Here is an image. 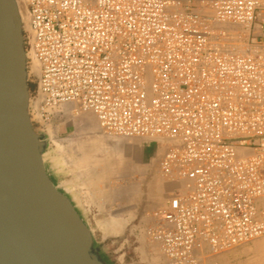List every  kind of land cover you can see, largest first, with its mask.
Wrapping results in <instances>:
<instances>
[{"label": "built area", "instance_id": "2783aa9c", "mask_svg": "<svg viewBox=\"0 0 264 264\" xmlns=\"http://www.w3.org/2000/svg\"><path fill=\"white\" fill-rule=\"evenodd\" d=\"M22 1L33 123L73 103L161 144L183 188L152 213L163 264L264 236V0Z\"/></svg>", "mask_w": 264, "mask_h": 264}, {"label": "water", "instance_id": "95a60500", "mask_svg": "<svg viewBox=\"0 0 264 264\" xmlns=\"http://www.w3.org/2000/svg\"><path fill=\"white\" fill-rule=\"evenodd\" d=\"M17 0H0V264H112L45 156L29 114Z\"/></svg>", "mask_w": 264, "mask_h": 264}, {"label": "rangeland", "instance_id": "374dc122", "mask_svg": "<svg viewBox=\"0 0 264 264\" xmlns=\"http://www.w3.org/2000/svg\"><path fill=\"white\" fill-rule=\"evenodd\" d=\"M72 104H62L59 109L63 117L57 118L60 121L56 120L48 126L49 128L44 129L45 132L49 130L50 133L55 130L54 134H49L48 149L46 148L44 157L55 170L59 182L68 180L64 186L72 195L75 194L74 199L78 208L89 224L95 240L102 246L112 264H163L159 244L151 235L156 227L152 213L156 209L165 207L173 190L182 191L183 188L178 182L172 181L161 173L158 164L163 150L161 144L155 142L153 147L149 148L148 143L151 141L111 138L113 136L105 134L98 127L92 114ZM79 115L80 117H77ZM100 133L109 137L110 140L114 139L115 144H112L113 146L107 144L106 137L104 138L106 144H104L101 140L103 135ZM69 139L74 140L72 144ZM115 139H119V142ZM116 142L119 145H116ZM77 143L78 145L75 146ZM62 156L66 158L62 160ZM79 157L81 160L86 161L87 158L88 160L84 161V164L79 163L82 162ZM91 159L93 162L95 159L97 161L92 163ZM72 161L79 162L74 164ZM66 162H69V166ZM87 168H89L88 171ZM75 172H81L82 177ZM84 173L89 174L87 177L91 176L88 177L90 180ZM105 212L108 216L123 219L125 223L119 232H111L103 223L97 221V217L106 215ZM98 213L101 214L98 216ZM151 243L157 245L155 250H152ZM200 256L201 264H264V252L254 247L253 240L218 253L203 249Z\"/></svg>", "mask_w": 264, "mask_h": 264}, {"label": "bare ground", "instance_id": "6f19581e", "mask_svg": "<svg viewBox=\"0 0 264 264\" xmlns=\"http://www.w3.org/2000/svg\"><path fill=\"white\" fill-rule=\"evenodd\" d=\"M17 1H18V4H19V10H20V14H21L22 22H23V24L27 25V21H26V17H25L24 9H23V5H24V4H23V1H22V0H17ZM206 9H207V8H206ZM206 9L203 10V12H204V13H209V14H210V11H209V10H206ZM227 28H231V27H230V26H227ZM31 70L34 71V72H37V65H36L35 62H34L33 65L31 66ZM72 105L74 106V104H72ZM61 106H62V105H61ZM65 107H67V106L65 105ZM65 107H64V108H65ZM60 109H61V108H60ZM60 109H59V111L61 112ZM62 109H63V108H62ZM66 109H67V108H66ZM77 109H78V107H77ZM73 110H74V109H73ZM62 111H63V110H62ZM68 111H69V110H68ZM81 111H82V110H81ZM76 113H78V112H76ZM62 114H63V113H62ZM62 114H61L60 117H63ZM88 114H91V113H88ZM80 115H81V114H80ZM80 115L77 116V117H80ZM73 116H74V115H73ZM85 116H86V115H85ZM74 117H75V116H74ZM92 117H93V115H92ZM68 118H70V117H68ZM93 118H94V117H93ZM66 119H67V118H66ZM94 119H95V118H94ZM58 120H59V119H58ZM58 120H57V121H58ZM59 121H60V120H59ZM83 121H85V120H83ZM81 122H82V121H81ZM66 123H67V122H66ZM81 124H82V123H81ZM85 124H86V123H85ZM96 124H97V123H96ZM79 125H80V124H79ZM49 126H50V125H49ZM37 127H38V126H37ZM52 127H53V125H52ZM48 128H49V127H48ZM55 128H56V127H55ZM51 129H52V128H51ZM53 129H54V127H53ZM77 130H78V128H77ZM96 130H97V129H96ZM96 130H95V131H96ZM51 131H52V130H51ZM46 132H47L48 136H49V134L51 135V133H52V132L50 133L49 130L46 131ZM54 132H55V130L53 131L52 134H54ZM90 134H91V133H90ZM95 134H96V133H95ZM100 134H101V133H100ZM101 135H103V134H101ZM57 137H58V136H57ZM105 137H106V135H105V136L103 135V139L101 138V140H102L103 142H104V138H105ZM49 138H50V137H49ZM95 138H96V137H95ZM106 138H107V139H106ZM106 138H105V142H106L107 144H111V145H112V144H113V145L115 144V142L113 141L114 139H113V140H110V139H108L109 137H106ZM111 138H114V137H111ZM51 139H52V138H51ZM53 139H55V138H53ZM93 139H94V138H93ZM99 139H100V138H99ZM121 139H123V138H121ZM69 140H70V139H69ZM116 140H117V139H115V141H116ZM53 141H54V140H53ZM70 141H71V140H70ZM72 141H74V140H72ZM72 141H71V144L73 143ZM94 141H95V139H94ZM96 141H97V140H96ZM117 141L119 142V139H118ZM120 141H122V140H120ZM140 141H141V140H140ZM147 141L154 142L155 140H147ZM50 142H51V141H50ZM77 142H79V140H78ZM105 142H104V144H106ZM113 142H114V143H113ZM155 142H156V141H155ZM81 143H82V142H81ZM81 143H79V144H81ZM93 143H94V142H93ZM93 143H92V144H93ZM69 144H70V143H69ZM69 144H68V146H69ZM71 144H70V145H71ZM104 144H103V145H104ZM77 145H78V143H77L75 146H77ZM111 145H109V146H111ZM113 145H112V146H113ZM116 145H119V144H117V142H116ZM137 145L140 146L138 143H137ZM66 146H67V145H66ZM68 146H67V148H68ZM71 146H72V145H71ZM71 146H70V147H71ZM107 146H108V145H107ZM112 146H111V147H112ZM71 148H72V147H71ZM113 148H114V147H113ZM113 148H112V149H113ZM136 148H137V147H136ZM47 149H48V148H47ZM60 149H62V148H60ZM60 149H59V151H60ZM93 149H95V148H93ZM64 150H66V149L64 148ZM64 150H63V151H64ZM91 150H92V149H91ZM59 151H58V152H59ZM66 151H67V150H66ZM68 151H70V149H69ZM61 152H62V151H61ZM136 152H137V151H136ZM114 153H116V152H114ZM61 155H62V153H61ZM68 155H69V154H68ZM68 155H67V156H68ZM85 155H86V154H85ZM89 155H90V154H89ZM69 157H70V156H69ZM80 157H84V156H80ZM80 157H79V158H80ZM86 157H87V156H86ZM45 158H46V157H45ZM63 158L65 159L66 157H63V156H62L61 159L64 160ZM84 158H85V157H84ZM159 158H160V157H159ZM92 159H93V158H92ZM92 159H91V160H92ZM54 160H55V159H54ZM66 160H67V159H66ZM69 160H70V158H69ZM78 160H79V159H78ZM80 160H81V158H80ZM87 160H88V158H87ZM87 160H86V161H87ZM81 161H82V162H79V161L73 162V161H72V163L77 164V162H79V163H83V164H84V161H85V160L83 159V160H81ZM86 161H85V162H86ZM96 161H97V159H95V162H96ZM95 162H93V160H92V163H95ZM52 163H53V162H52ZM64 163H65V162H64ZM79 163H78V164H79ZM92 163H91V165H92ZM66 164L68 165L69 162H68V163L66 162ZM66 164H65V165H66ZM74 164H73V166H74ZM83 164H81V166H82ZM95 165H96V164H95ZM95 165H94V166H95ZM97 165H98V164H97ZM68 166H69V165H68ZM73 166H71V167L73 168ZM81 166H80V167H81ZM94 166H93V167H94ZM99 166H101V164H100ZM137 166H138V165H137ZM150 166H151V165H150ZM153 166H154V165H153ZM87 167H88V166H87ZM91 167H92V166H91ZM69 168H70V167H69ZM77 168H78V167H77ZM89 168H90V167H89ZM89 168H87V171H88ZM93 169H95V168H93ZM91 170H92V169H91ZM137 170H138V169H137ZM73 171H74V169H73ZM79 171H80V170H79ZM84 171H85V170H84ZM81 172L83 173V171H81ZM81 172H78V174H79L80 176H81V174H82ZM92 172H93V171H92ZM92 172H91V173H92ZM75 173H77V172H75ZM91 173H90V174H91ZM93 173H94V172H93ZM150 173H151V172H150ZM84 174H85V173H84ZM85 175H86V174H85ZM87 175H89V174H87ZM87 175H86V177H87ZM93 175H94V174H93ZM88 177H91V176H88ZM88 177H87V178H88ZM100 177H101V176H100ZM88 179H89V178H88ZM93 179H94V177H93ZM89 180H90V179H89ZM84 181H85V180H84ZM89 182H90V181H89ZM92 182H93V181H92ZM94 182H96V180H95ZM103 182H104V181H103ZM85 183H86V182H85ZM83 184H84V183H83ZM80 186H81V185H80ZM83 186H84V185H83ZM87 186H88V185H87ZM102 187H103V186H102ZM66 189H67V187H66ZM88 189H89V188H88ZM80 190H81V188H80ZM98 190H99V189H98ZM102 190H103V189H102ZM102 190H101V192H102ZM86 192H87V191H86ZM100 194H101V193H100ZM87 195H88V194H87ZM89 195H91L90 192H89ZM94 195H95V194H94ZM97 195H98V194H97ZM102 196L104 197V195H102ZM99 197H100V196H98V198H99ZM103 197H101V198H103ZM97 200H98V199H97ZM100 211H101V212H104V211H102V209H100ZM105 213H106V212H105ZM105 213H104V214H105ZM99 214H101V213H98V216H99ZM97 219H98L97 221L103 223V224L106 226V228L109 229L111 232H117V231L119 232L120 229L123 228L122 226H123V224L125 223V222H123V219H121V217H119V218L117 217V218H116L115 216L113 217L112 215H109V216H108L107 213H106V215H103V214L100 215L99 217H97ZM252 240H253V243H254V247H255L257 250L264 252V236H263V237H258V238L252 239ZM254 240H255V241H254ZM151 246H152V248H153L152 250H155V246H157V245H156L155 243H151ZM253 251H254V249H253ZM146 254H147V253H146Z\"/></svg>", "mask_w": 264, "mask_h": 264}, {"label": "crops", "instance_id": "0c3cea01", "mask_svg": "<svg viewBox=\"0 0 264 264\" xmlns=\"http://www.w3.org/2000/svg\"><path fill=\"white\" fill-rule=\"evenodd\" d=\"M155 144V141L154 142H150V143H148V146H149V148L152 146L153 147V145ZM76 174H78V173H76ZM79 175V174H78ZM79 177H82V174H81V176L79 175ZM63 183H65V185L68 183V180H66L65 182H63ZM71 196H75V194H73L72 195V193H71Z\"/></svg>", "mask_w": 264, "mask_h": 264}]
</instances>
